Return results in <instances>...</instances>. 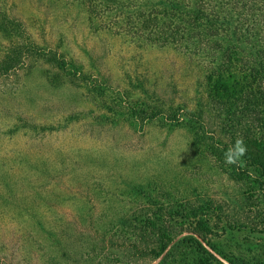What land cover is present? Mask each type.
<instances>
[{"label":"rangeland","instance_id":"obj_1","mask_svg":"<svg viewBox=\"0 0 264 264\" xmlns=\"http://www.w3.org/2000/svg\"><path fill=\"white\" fill-rule=\"evenodd\" d=\"M262 48L264 0H0V264H264L252 149L224 157Z\"/></svg>","mask_w":264,"mask_h":264},{"label":"trees","instance_id":"obj_2","mask_svg":"<svg viewBox=\"0 0 264 264\" xmlns=\"http://www.w3.org/2000/svg\"><path fill=\"white\" fill-rule=\"evenodd\" d=\"M263 49L262 48V52L260 51V53L257 52V57L259 58V70H264V55H263ZM53 61L55 62V64L57 63L56 67H58V69H61L62 71L65 72V66H64V62L61 59L58 58H54ZM228 89V87H225V90ZM234 89V88H231ZM257 100L254 102L253 104V122H251L252 128L257 130V134L256 133L250 137H244L246 140L243 139L244 144L246 145V147H251L252 151L249 152L248 157L250 159V164L256 168L257 170V176H256V181L259 184H263L264 183V136L261 132L264 133V92H259L257 91ZM147 111V108H144ZM167 113V112H166ZM164 110H155L154 112H149L148 114H146L145 118H150L156 115H160L163 116L165 119L172 120V121H176L178 122L179 120H181L183 117L187 116L189 113L186 112L185 110L179 109L174 115L172 114H166ZM260 132V133H259ZM261 134V135H259ZM220 141V140H219ZM235 143V139L231 138V143H230V147H232ZM217 145H221L220 142H216ZM222 146L226 147L228 146L226 143H223ZM246 152L247 148H246ZM41 229L43 228V224H40ZM153 252V250H151ZM156 254V252H154ZM158 254V252H157ZM208 258H210V253H206L205 256H202L200 258L197 259L196 262H200V264H208L207 262H209Z\"/></svg>","mask_w":264,"mask_h":264},{"label":"clouds","instance_id":"obj_3","mask_svg":"<svg viewBox=\"0 0 264 264\" xmlns=\"http://www.w3.org/2000/svg\"><path fill=\"white\" fill-rule=\"evenodd\" d=\"M246 152V145L242 138H238L234 145L230 147L224 153L225 163L226 164H236L239 161V158L242 157Z\"/></svg>","mask_w":264,"mask_h":264}]
</instances>
